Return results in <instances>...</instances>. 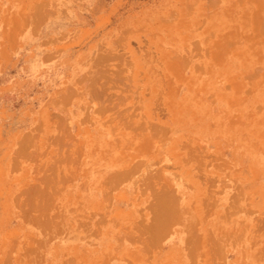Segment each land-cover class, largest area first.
<instances>
[{"label": "rangeland", "instance_id": "rangeland-1", "mask_svg": "<svg viewBox=\"0 0 264 264\" xmlns=\"http://www.w3.org/2000/svg\"><path fill=\"white\" fill-rule=\"evenodd\" d=\"M0 264H264V0H0Z\"/></svg>", "mask_w": 264, "mask_h": 264}, {"label": "crops", "instance_id": "crops-1", "mask_svg": "<svg viewBox=\"0 0 264 264\" xmlns=\"http://www.w3.org/2000/svg\"><path fill=\"white\" fill-rule=\"evenodd\" d=\"M86 1H89V0H86ZM27 36H28V34H27V32H25L23 35H22V39L23 40H26L27 41ZM170 212V211H169ZM176 228H174V230H175ZM170 235H169V240L167 241V242H169L171 245L173 244V245H177V242H178V240H180V241H182L183 240V233H182V231H171L170 233H169ZM178 234H180L179 235V237H178Z\"/></svg>", "mask_w": 264, "mask_h": 264}]
</instances>
